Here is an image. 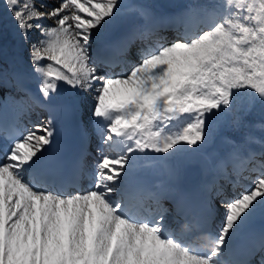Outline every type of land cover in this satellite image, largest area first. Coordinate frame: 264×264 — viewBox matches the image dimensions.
<instances>
[{
    "label": "snow or ice",
    "instance_id": "6c2138e0",
    "mask_svg": "<svg viewBox=\"0 0 264 264\" xmlns=\"http://www.w3.org/2000/svg\"><path fill=\"white\" fill-rule=\"evenodd\" d=\"M2 8L0 40L6 13L29 51L22 66L0 47V264H264V0ZM66 88L91 97L92 165L86 134L69 150L51 118L19 127ZM191 154H204L200 211L216 231L176 219Z\"/></svg>",
    "mask_w": 264,
    "mask_h": 264
},
{
    "label": "rangeland",
    "instance_id": "374dc122",
    "mask_svg": "<svg viewBox=\"0 0 264 264\" xmlns=\"http://www.w3.org/2000/svg\"><path fill=\"white\" fill-rule=\"evenodd\" d=\"M153 2H155L156 5H159L160 2H165V3H172L174 5H177L178 4H184L186 2V0H153ZM2 4H3V0H0V13H3V8H2ZM4 20H5V29H4V36H3V39L0 40L3 42V44L5 45H9L11 47L10 50L13 51V53H22V48L23 47H28L27 45H23L21 43V40L18 36L17 33H14V35L10 34L9 31L12 29L13 27V24L9 22L8 20V17L6 15V13H4ZM46 24H51L52 21H46L45 22ZM33 42H35V35H33ZM29 49L27 48V51L26 53H28ZM88 99H91V97H87V103H85L86 107L89 106V102H88ZM249 120H252V121H258L259 120V116H255V117H249ZM253 135L259 137L261 135V133L258 131V130H253ZM213 143H215V145H219V140H218V136L216 134V132L214 131V134H213ZM220 145L217 147L219 148ZM217 148H209L208 151H214L215 149ZM181 158V157H180ZM180 158L178 160V163L180 161Z\"/></svg>",
    "mask_w": 264,
    "mask_h": 264
},
{
    "label": "bare ground",
    "instance_id": "6f19581e",
    "mask_svg": "<svg viewBox=\"0 0 264 264\" xmlns=\"http://www.w3.org/2000/svg\"><path fill=\"white\" fill-rule=\"evenodd\" d=\"M139 2H145V3L152 4V5H154V3H155V2H153V0H139ZM9 33L12 34V35H14L15 32H14V28H13V27H12V29L9 31ZM169 36H170V35H169ZM214 146H215V143H213L212 145H210V147H214ZM253 146H255V145H253ZM189 160H192V159H189ZM187 161H188V160H187ZM192 161H194V160H192ZM259 225H260V222L257 221L255 227L258 228Z\"/></svg>",
    "mask_w": 264,
    "mask_h": 264
}]
</instances>
